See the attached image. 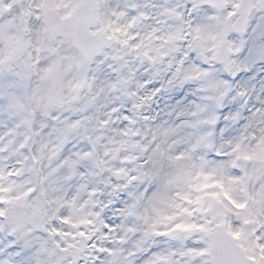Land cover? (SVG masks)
I'll list each match as a JSON object with an SVG mask.
<instances>
[{"label":"snow or ice","instance_id":"snow-or-ice-1","mask_svg":"<svg viewBox=\"0 0 264 264\" xmlns=\"http://www.w3.org/2000/svg\"><path fill=\"white\" fill-rule=\"evenodd\" d=\"M0 264H264V0H0Z\"/></svg>","mask_w":264,"mask_h":264}]
</instances>
